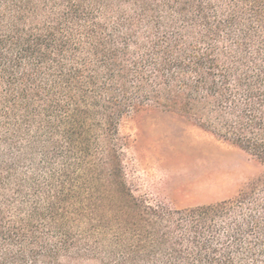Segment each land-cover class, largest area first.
Masks as SVG:
<instances>
[{
	"label": "trees",
	"instance_id": "trees-1",
	"mask_svg": "<svg viewBox=\"0 0 264 264\" xmlns=\"http://www.w3.org/2000/svg\"><path fill=\"white\" fill-rule=\"evenodd\" d=\"M144 111L264 166V0H0V264L98 259L110 225L113 264H264V173L184 209L134 194Z\"/></svg>",
	"mask_w": 264,
	"mask_h": 264
},
{
	"label": "rangeland",
	"instance_id": "rangeland-1",
	"mask_svg": "<svg viewBox=\"0 0 264 264\" xmlns=\"http://www.w3.org/2000/svg\"><path fill=\"white\" fill-rule=\"evenodd\" d=\"M121 132L128 183L134 194L152 202L178 209L216 203L235 197L264 173L248 152L171 113L134 114L122 122ZM114 233V226H107L96 238L99 258L78 264H102L100 258L115 263ZM124 234L122 242L133 240L132 234ZM150 256L158 254L151 251Z\"/></svg>",
	"mask_w": 264,
	"mask_h": 264
}]
</instances>
